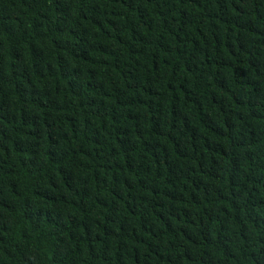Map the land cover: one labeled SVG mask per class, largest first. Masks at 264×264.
<instances>
[{
	"label": "trees",
	"instance_id": "obj_1",
	"mask_svg": "<svg viewBox=\"0 0 264 264\" xmlns=\"http://www.w3.org/2000/svg\"><path fill=\"white\" fill-rule=\"evenodd\" d=\"M0 264H264V0H0Z\"/></svg>",
	"mask_w": 264,
	"mask_h": 264
}]
</instances>
